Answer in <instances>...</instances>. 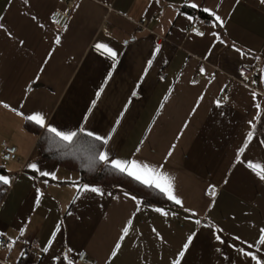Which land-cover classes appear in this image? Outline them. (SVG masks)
Returning a JSON list of instances; mask_svg holds the SVG:
<instances>
[{"label":"crops","instance_id":"1","mask_svg":"<svg viewBox=\"0 0 264 264\" xmlns=\"http://www.w3.org/2000/svg\"><path fill=\"white\" fill-rule=\"evenodd\" d=\"M192 2L199 7H189V0H74L67 28L58 29L50 15L64 10L67 0H28L27 4L0 0L4 26L0 28V101L10 106L0 104V175H8L11 181L0 184V237L14 241L11 248L0 244V264H53L52 257L63 254L78 264L82 252L97 264H171L192 232L197 235L180 264H255L229 245L248 250L232 238L253 243L264 227V181L234 162L236 149L251 130L254 136L242 159L264 163L260 143L264 141V3ZM205 7L217 12L223 27H213L212 17L202 10ZM191 24H200L205 35L189 32ZM97 42L118 52L114 69L112 61L94 48ZM156 44L161 47L153 56ZM233 44L242 52L237 53ZM249 50L251 54H243ZM148 59L153 63L140 81ZM255 60V78L242 81L241 66ZM109 70L112 77L86 126L102 134L110 130L135 88L138 95L131 98L108 147L119 157L135 153L144 162L163 164L184 207L196 212L191 219H186L191 213L167 199L150 205L120 186L91 183L101 187L104 195L77 192L70 182H90L42 157L37 140L46 130L11 111L16 108L27 115L41 110L54 125L75 130L85 124L83 116ZM169 88L171 94L163 101ZM221 89L227 90L228 99L217 107L215 98ZM162 101L164 107L157 115ZM250 120L255 128H250ZM27 122L35 130L28 129ZM4 141L16 147L15 159L1 157ZM32 162L38 163L40 171L55 173L56 179L27 168ZM210 184L215 186V196L207 192ZM124 191L141 203L125 197ZM129 219V232L108 261ZM58 223L52 246L42 252ZM211 225L223 229L219 233L223 244L214 239Z\"/></svg>","mask_w":264,"mask_h":264},{"label":"snow or ice","instance_id":"2","mask_svg":"<svg viewBox=\"0 0 264 264\" xmlns=\"http://www.w3.org/2000/svg\"><path fill=\"white\" fill-rule=\"evenodd\" d=\"M24 2L27 4L28 0H24ZM238 2V0H237ZM261 3H264V0H261ZM189 7L192 9H196L199 7V5L195 2H192V0H189ZM203 12L209 13V15L212 17V23L213 27L219 26L223 27V21L222 18L217 14L216 11H213L207 7L202 9ZM33 20H36V17H32ZM188 20H192V16L187 17ZM41 28L43 27V24L39 25ZM3 24H0V28H3ZM65 28H67V25H65ZM194 33L198 36H203L205 35L204 32L198 31L195 27L192 29ZM9 36H11V33H8ZM211 35L217 40L220 41V36L213 32ZM223 43V41H220ZM22 44L23 41H20ZM55 43L59 45L61 43V37L57 35L55 37ZM160 45L156 44L155 49L152 53L153 56L156 55V52L159 51ZM234 50L237 53H241L242 50L240 48H237L235 44L232 45ZM94 48L96 51L101 52V54L107 56L111 61H112V69L115 68L116 62H117V57H118V52L115 51L112 47L109 46L107 43H101L97 42L94 45ZM244 55L251 54V50H249L248 53H243ZM51 56V53H49V57ZM258 59V57H254ZM47 61H45L46 63ZM147 67L144 69V74L141 75L140 81H143L144 75L147 74L148 72V67H150L153 63L152 59L147 60ZM201 74L205 72V69L201 66L199 69ZM243 75V73H240ZM112 77V70H109L107 72V75L104 77L103 83L100 85L99 89L95 92V98H93L90 102L91 107L88 108L87 112L83 116V120L85 122L84 125H81L80 127H77L75 130L71 129H64L61 126L54 125L53 123L49 122L46 118L45 113L41 110H34L31 111L29 114L25 115L22 111L17 110L16 108H11V111H13L16 115L22 116L25 120L30 121L34 123L35 125L39 126L40 128H43L46 130L48 134L51 135V137L54 138L56 142H62L67 145H73L76 144L78 141L87 138L89 140V149L91 151V162L93 164L99 163L102 165L109 166L111 169L114 171H117L123 175H126L133 179L134 181L138 182L139 184L158 190L163 196L166 197L168 201H171L173 204L180 206L185 213H191V216H186V219H191V217H194L196 215V212L190 208L184 207L183 200L182 198L176 194L175 192V187H174V178L166 171H164V165H155V164H150L147 162H144L140 159L135 158V153L132 154L131 157H119L116 155L115 152H113L109 147V143L113 138V134L116 132L117 126L121 123V119L124 117L125 112L128 110L130 101L132 97H136L138 95L136 89L134 88L131 91V97L129 98V101L126 102L123 105V109L120 111L118 116L115 119L114 124L112 125L111 129L108 130L106 133H100L97 130H90L86 126V122L88 120L89 114H91L93 107L96 106L97 100L99 99L104 86L107 84L108 80ZM163 79V78H161ZM262 80H264V77H262ZM191 83L195 84L196 81H191ZM255 83V81H253ZM30 90V89H29ZM172 89L169 88L168 94H166L163 97V101H167L169 98V95L171 94ZM223 91V89H221ZM257 96V93L253 92L252 97L253 100H255ZM203 98V94H201V97L196 101L197 104H199V100ZM228 97L225 96L224 100H227ZM163 101L161 102L159 108L157 109V115H159V110L164 107ZM217 107L220 106V101L217 100L215 101ZM0 104H3L5 108H10V106L3 101H0ZM255 107L259 110L260 105L256 104ZM193 112H195V108L192 109ZM255 119V117L253 118ZM248 124L250 128H255V125L252 123V121H248ZM254 136L253 131H248L247 134L243 137V143L236 149L235 152V163L237 164H242L247 170L250 171L251 174L255 175L259 180L264 181V163L262 162H255L252 159L249 158H244L242 159V156H244L247 148L249 147L252 139ZM179 139V137H177ZM144 143L143 140L140 141V144L142 145ZM261 147H264V141H261ZM175 148V145L173 144L172 147L168 150L166 156L164 157L165 161L172 155V149ZM140 145H137L136 147V153L140 152ZM27 168L32 169L35 172H38L39 175L41 176H51L53 179H56L55 173L49 172V171H40L38 167V163L32 162L28 163ZM10 177L8 175H0V184L4 185H9L10 184ZM47 183V181H45ZM71 186L75 188L77 192H91L95 193L98 195H104V191L101 187L91 184V183H83L81 184L79 181L75 182H70ZM225 183L227 181L225 180ZM208 188L211 190L210 195L215 196L216 191H215V186L214 185H209ZM124 196L129 197L130 193L128 191H124ZM207 194V193H206ZM40 189H36V204H39V197H40ZM111 195V193H109ZM130 198L136 202L137 205L141 203V200L138 199L135 195H131ZM212 205L210 204L209 207ZM139 210V209H137ZM155 211L161 212L165 215H167L166 212L162 208H155ZM175 215V213H172ZM134 215V214H133ZM196 224H200V220L195 221ZM132 224V220L129 219L121 228L120 230V235L118 239L115 241L114 246L112 247L109 255H108V261H111L113 257H115L118 253V251L121 248V244L123 240L125 239V236L129 232V226ZM212 231H213V237L216 241L220 242L221 244L224 243V240L222 239L221 233L223 231L222 228L216 226V225H211L210 226ZM60 230V224L58 223L56 228L52 231L51 236L49 237L47 243L45 246L42 248V252L47 253L49 251V248L52 246L53 241L56 238L57 232ZM155 231V230H153ZM24 233V228L20 229V234L23 235ZM2 235V233H0ZM158 235V234H157ZM197 233L192 232L190 233L185 242L183 243L180 251L176 254V258L172 260L171 264H180V259L184 256L185 251L189 249V246L192 244L194 238L196 237ZM234 241H238L241 244L247 245V249L245 250L244 247H237L235 244L229 245V247H236V250L246 258V260L250 259L251 261L255 262V264H264V255H261V249H264V227L260 228L258 230V238L253 242L249 243L246 240H241L239 236H234L232 238ZM14 241L12 240L11 237L8 238V246L11 248L12 244ZM255 247L256 251H252L251 249ZM217 251H220V249H217ZM69 252H71V249H69ZM24 253L21 252V255ZM53 264H57V262H60V264H74V261L69 258L68 254H63L62 256H53L52 257Z\"/></svg>","mask_w":264,"mask_h":264},{"label":"trees","instance_id":"3","mask_svg":"<svg viewBox=\"0 0 264 264\" xmlns=\"http://www.w3.org/2000/svg\"><path fill=\"white\" fill-rule=\"evenodd\" d=\"M26 127L35 130V126L27 122ZM42 157L67 170L79 174L82 182L98 183L108 186H120L137 194L147 204L155 205L166 200L158 190L147 188L130 177L114 171L109 166L91 162L89 140L84 138L76 144L67 145L56 142L47 132H42L37 140Z\"/></svg>","mask_w":264,"mask_h":264},{"label":"built area","instance_id":"4","mask_svg":"<svg viewBox=\"0 0 264 264\" xmlns=\"http://www.w3.org/2000/svg\"><path fill=\"white\" fill-rule=\"evenodd\" d=\"M68 6L64 10H55L50 15V20L54 24V26L58 29H63L65 25L67 24L71 13H72V6L74 3V0H67ZM196 28L198 31L203 32V29L200 24H191L188 27L189 32H193L192 29ZM258 68V61L255 60L250 64L242 65L240 68V71L243 73L242 81L246 82L249 79H254L256 75V71ZM227 96V90L223 91L221 94H219L215 101L219 100L221 103L224 100V97ZM1 157L4 160H13L16 157V147L13 145H10L7 141L2 142V154ZM207 192L210 194L211 190L208 188ZM0 244L8 245V240L4 237H0ZM13 246V244H12ZM11 246V247H12ZM78 264H97L96 261L88 258L84 252L80 253L79 256L76 259Z\"/></svg>","mask_w":264,"mask_h":264}]
</instances>
